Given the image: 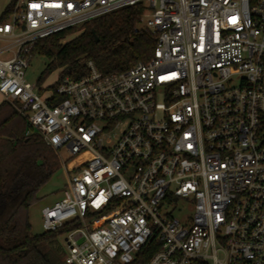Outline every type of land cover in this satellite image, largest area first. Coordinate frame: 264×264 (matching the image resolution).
<instances>
[{"label": "built area", "instance_id": "built-area-1", "mask_svg": "<svg viewBox=\"0 0 264 264\" xmlns=\"http://www.w3.org/2000/svg\"><path fill=\"white\" fill-rule=\"evenodd\" d=\"M138 4L149 62L27 82L41 39ZM0 95L67 175L42 209L45 232L78 225L63 264H134L155 240L148 264H264V0H15Z\"/></svg>", "mask_w": 264, "mask_h": 264}, {"label": "trees", "instance_id": "trees-1", "mask_svg": "<svg viewBox=\"0 0 264 264\" xmlns=\"http://www.w3.org/2000/svg\"><path fill=\"white\" fill-rule=\"evenodd\" d=\"M13 1L0 17V23L9 18ZM144 14V4H138L41 39L28 55L29 59L39 55L49 60L37 85L57 70L58 81L50 89L66 79L80 81L88 74L89 61L104 75L149 62L154 57L157 39L142 27ZM79 30L82 33L78 37L62 44ZM29 130L27 120L14 105L7 101L0 104V264H54L46 245L54 246L59 235L78 227L75 224L54 233L33 234L30 211L62 167L57 153L39 134L27 135ZM159 249L153 241L138 254L134 264H148Z\"/></svg>", "mask_w": 264, "mask_h": 264}, {"label": "rangeland", "instance_id": "rangeland-1", "mask_svg": "<svg viewBox=\"0 0 264 264\" xmlns=\"http://www.w3.org/2000/svg\"><path fill=\"white\" fill-rule=\"evenodd\" d=\"M12 0H0V17L4 13L5 9L9 6ZM82 33V30L77 31L75 34L69 36L62 44H65L74 38L78 37ZM49 63V60L45 57L35 55L29 59V68L26 74L27 82L31 84L38 83V79L41 73L45 70L46 65ZM60 70L53 72L40 86V89H43V92L47 93L53 84L58 81ZM48 87V88H47ZM4 102V97L0 95V103ZM62 156L66 159H72L73 157L67 150H63ZM68 188V178L63 169H60L52 181L42 190L41 200L36 204L30 211V220L32 225L33 234L41 235L45 231L42 227V209L46 206H52L57 201L63 198L64 191ZM66 235L61 234L54 241V246L50 247L46 245L47 248L53 256L54 264H63L65 256L68 254Z\"/></svg>", "mask_w": 264, "mask_h": 264}, {"label": "water", "instance_id": "water-1", "mask_svg": "<svg viewBox=\"0 0 264 264\" xmlns=\"http://www.w3.org/2000/svg\"><path fill=\"white\" fill-rule=\"evenodd\" d=\"M92 34H93V36L95 37L96 42H99V39H98V37H97L96 32H95L94 29H92Z\"/></svg>", "mask_w": 264, "mask_h": 264}, {"label": "crops", "instance_id": "crops-1", "mask_svg": "<svg viewBox=\"0 0 264 264\" xmlns=\"http://www.w3.org/2000/svg\"><path fill=\"white\" fill-rule=\"evenodd\" d=\"M6 9H7V8H6ZM6 9H5V10H6ZM4 101H5V100H4ZM0 104H1V103H0ZM52 257H53V256H52Z\"/></svg>", "mask_w": 264, "mask_h": 264}, {"label": "snow or ice", "instance_id": "snow-or-ice-1", "mask_svg": "<svg viewBox=\"0 0 264 264\" xmlns=\"http://www.w3.org/2000/svg\"><path fill=\"white\" fill-rule=\"evenodd\" d=\"M34 7H36V6L34 5Z\"/></svg>", "mask_w": 264, "mask_h": 264}]
</instances>
